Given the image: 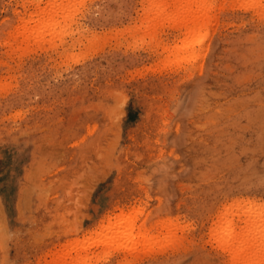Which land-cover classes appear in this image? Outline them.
I'll list each match as a JSON object with an SVG mask.
<instances>
[{
  "label": "rangeland",
  "instance_id": "374dc122",
  "mask_svg": "<svg viewBox=\"0 0 264 264\" xmlns=\"http://www.w3.org/2000/svg\"><path fill=\"white\" fill-rule=\"evenodd\" d=\"M152 1L0 0L4 264H229L227 221L264 256V0H208L195 48Z\"/></svg>",
  "mask_w": 264,
  "mask_h": 264
},
{
  "label": "bare ground",
  "instance_id": "6f19581e",
  "mask_svg": "<svg viewBox=\"0 0 264 264\" xmlns=\"http://www.w3.org/2000/svg\"><path fill=\"white\" fill-rule=\"evenodd\" d=\"M73 1V3L75 2L74 0H72ZM81 1V0H80ZM84 1V0H83ZM90 1V0H89ZM152 1V0H151ZM167 1H170V0H167ZM176 1V3H179V2H177V0H175ZM180 1V0H179ZM216 1V0H215ZM220 1V0H219ZM239 0H237V3H239L238 2ZM242 1V0H241ZM244 1L246 2V0H243L242 2H243V6L245 5L244 4ZM76 2H77V0H76ZM75 2V3H76ZM157 2H159L158 0H157ZM161 2V1H160ZM157 3L158 5L159 4H161V3ZM221 2V1H220ZM231 2H233V1H231ZM248 2H250V4H252V5H254L255 4V8L257 7L256 5H259L260 3H259V0H249ZM247 2V3H248ZM69 3L71 4V2H70V0H69ZM72 3V4H73ZM78 3V5H80L81 3H85V2H81V3H79V2H77ZM151 3H153V1L152 2H149L148 3V6H149V4H151ZM155 3V2H154ZM170 3H171V1H170ZM172 3H173V0H172ZM171 3V4H172ZM214 3V2H213ZM216 3V2H215ZM234 4L236 3V2H233ZM236 3V4H237ZM257 3H259V4H257ZM156 4V5H157ZM163 4V7L165 6V4H166V2H165V0H164V3H162ZM161 4V5H162ZM168 4V3H167ZM240 4H241V2H240ZM249 4V5H250ZM53 5V4H52ZM50 6V8H49V12L51 11L50 9H54L55 7L54 6ZM81 5H83L84 6V4H81ZM80 5V6H81ZM152 5V4H151ZM156 5H154V7H156ZM157 5V7H160V6H158ZM169 5V4H168ZM168 5H167V7H168ZM174 6L173 7H176V8H178L176 5H175V3L173 4ZM211 3H209L208 2V0H181L180 1V5H179V8H178V10L177 11H179V14L177 15L178 17L176 18V19H178V21H179V19L181 20V22L180 23H182L181 24V27L180 28H184V30H185V34L187 35V33H189V34H191L190 32H193V33H195V36H197L196 35V33H199V31H201L202 29H206L207 28V24L209 23V21H210V19H211V21H212V18H210V16H212V15H210V12H211ZM72 6V5H71ZM75 6V5H74ZM148 6H147V8H148ZM170 6V5H169ZM218 6V5H217ZM216 6V7H217ZM154 7H152L153 9H154ZM163 7L160 9V10H162L163 11ZM166 7V6H165ZM166 7V8H167ZM170 7H172V6H170ZM245 7V6H244ZM250 7V6H249ZM249 7H247V8H249ZM74 8V7H73ZM73 8H72V10H73ZM78 7H75L74 8V12H73V14H75V16H76V11H75V9H77ZM166 8H164V12H165V10H166ZM169 8V7H168ZM214 8V7H213ZM219 8H220V4H219ZM246 8V9H247ZM252 8H254V6L252 7ZM47 9V8H46ZM46 9H44V10H46ZM52 9V10H53ZM61 9H62V7L60 8V10H59V8H58V10L57 9H55V11H58V12H60L61 11ZM145 9V8H144ZM151 10V11H154V10ZM245 9V10H246ZM44 10H41V11H44ZM63 11H61L62 12V15H64V13L66 14V12H65V10L64 9H62ZM72 10H70V11H72ZM149 10V9H148ZM168 10V9H167ZM249 10V9H248ZM54 11V10H53ZM151 11H148L149 12V14H150V12ZM155 11H156V14H158V12H157V8L155 9ZM159 11V10H158ZM170 11H172V10H170ZM175 11H176V9H175ZM253 11V10H252ZM49 12H44V14H46L47 15V13H49ZM79 12H81V11H79ZM161 12V11H160ZM55 13V15H56V12H54ZM71 13L72 12H70L69 13V16H71ZM145 13H147L146 11H145ZM154 14H155V12H153ZM166 13V12H165ZM173 13H175V12H173ZM40 14H42L43 15V13L41 12ZM51 12L48 14V17H50L51 15ZM155 14V15H156ZM161 14V13H160ZM167 14V13H166ZM169 14H172L171 12L169 13ZM169 14L167 15V16H165V17H168L169 16ZM175 14H177V13H175ZM217 14H218V12H217ZM50 15V16H49ZM58 15V14H57ZM61 15V16H62ZM68 15V14H67ZM154 15V17H156V20H158V19H160V18H162V16H164L163 14L162 15H159L160 16V18H159V16L157 15V16H155ZM214 15H216V13L214 14ZM39 16H41V15H39ZM60 15H58L57 17H59ZM66 16V15H65ZM153 16V15H152ZM175 16V15H174ZM38 17V16H37ZM41 17H43L44 18V16H41ZM48 17L46 18V19H48ZM52 17V16H51ZM71 17H73V16H71ZM77 17V16H76ZM157 17H158V19H157ZM164 17V19H166ZM170 17V16H169ZM176 17V16H175ZM216 16H214L213 17V20L215 19L216 20V18H218V17H216ZM56 18V17H55ZM74 18V17H73ZM172 18V17H171ZM174 18V17H173ZM173 18H172V20H173ZM33 19V18H32ZM153 19V20H152ZM152 19H151V21L153 22V25L152 26H154V28L156 27L157 28V26L159 25V27H160V25L163 23V25H164V22H162L161 20L162 19H160V21L162 22L161 24H159L160 22H159V20H158V24L156 23V21L154 22V18L152 17ZM30 20H31V18L28 20L29 22H30ZM169 20H171L170 18H169ZM169 20H168V23H169ZM171 20V21H172ZM215 20H214V23H215ZM35 21V20H34ZM45 21V20H44ZM44 21H43V23H44ZM48 21V20H47ZM146 21H147V19H146ZM150 21V22H151ZM170 21V22H171ZM177 21V20H176ZM175 20L174 21H172V23H174V25H175V27H173V28H175V30H174V32L176 31V27L179 25L180 26V23L179 22H176ZM211 21H210V26H211ZM217 21V20H216ZM25 22V21H24ZM29 22H26V24H28ZM49 22V21H48ZM151 22V23H152ZM176 22V23H175ZM39 23H40V21H39ZM41 23H42V21H41ZM41 23H40V25H41ZM146 23H148V22H146ZM154 23H156V25H154ZM165 23H167V21L165 22ZM30 24V23H29ZM44 24H46V26H51L50 24H47V23H44ZM142 24H143V22H142ZM39 25V26H40ZM150 25V24H149ZM163 25H161V27H163ZM22 26H24V28H28V27H26V25L25 24H23ZM44 26V25H43ZM42 26V27H43ZM142 27H146V26H144V25H141ZM147 26H148V24H147ZM166 26V25H165ZM164 26V28H166ZM178 26V27H179ZM30 28H31V25L29 26ZM37 27V26H36ZM151 27V26H150ZM168 27H170V25L168 24ZM172 27H170L171 28V30H172ZM177 27V28H178ZM205 27V28H204ZM212 27H214V26H212ZM38 28V27H37ZM41 28V27H40ZM40 28H39V30H40ZM44 28H45V26H44ZM151 28H153V27H151ZM151 28H150V30H151ZM155 28V29H156ZM149 29V28H148ZM160 29V28H159ZM24 30H26V29H23V31ZM28 30V29H27ZM27 30H26V32H27ZM29 30H31V29H29ZM28 30V33H29V36H31L30 35V32L32 33V30H34V28H32V30L31 31H29ZM45 30V29H44ZM166 30V29H165ZM181 30V29H180ZM35 31H36V35H38V31H37V29H35ZM34 31V32H35ZM46 31V30H45ZM173 31V30H172ZM204 31V30H203ZM25 32V33H26ZM34 32H33V34H34ZM164 32V31H163ZM177 32V31H176ZM179 32V31H178ZM181 32V31H180ZM23 33V32H22ZM144 33L146 34V33H149V30H148V32H145L144 31ZM154 34L153 35H155V36H153V35H151V36H153V37H155L156 38V36H157V34H156V30L153 32ZM181 33H183L184 34V32H181ZM203 33V32H202ZM207 33H209V31L207 30ZM150 34H152L151 32H150ZM161 34V33H160ZM189 34H188V36H189ZM200 34V36L201 35H203V34H201V32L199 33ZM198 34V35H199ZM26 35V34H25ZM192 36L191 37H194V34H191ZM205 35H206V33H205ZM27 36V35H26ZM26 36H24V37H26ZM188 36H185V38L187 37L188 38ZM199 36V37H200ZM28 37V36H27ZM26 37V38H27ZM153 37H152V39H153ZM161 37V36H160ZM174 37V36H173ZM202 37H204V36H202ZM34 38V37H33ZM151 39V38H150ZM151 39V40H152ZM160 39V38H159ZM162 39V38H161ZM165 39H167V38H165ZM184 39V38H183ZM200 39H201V37H200ZM200 39H199V41H200ZM26 40H30V38L28 37ZM32 40V39H31ZM168 40V39H167ZM176 40H178V39H176ZM191 40V41H190ZM154 41V40H153ZM156 41V40H155ZM154 41V42H155ZM158 41V40H157ZM156 41V42H157ZM180 42H182L181 40H179ZM185 41H187V42H191V44L193 45V47H194V45L197 43H199V44H201V42H203L204 40L202 39V41L201 42H198V39L196 38L195 39V37L193 38V39H186ZM185 41H183V44H185L184 42ZM193 41H194V43H193ZM196 41V42H195ZM46 42V41H45ZM163 42V41H162ZM169 42V41H168ZM173 42V41H172ZM186 42V44H188ZM189 42V43H190ZM29 43V42H28ZM151 43V42H150ZM161 44V43H160ZM165 43H163V45H164ZM170 44V43H169ZM182 44V43H181ZM190 44V45H191ZM155 45V44H154ZM157 46H158V44H156ZM155 45V48L157 47ZM178 45V44H177ZM176 45V46H177ZM189 44L188 45H186V48L188 47V46H190ZM191 45V46H192ZM196 46V45H195ZM200 46V45H199ZM163 49L162 50H164V52H166L165 50H166V46L165 47H163V46H161ZM168 47V46H167ZM170 47H172V46H170ZM180 47H184V45H182V46H179L178 45V51L180 52ZM193 47L191 48V49H193ZM175 47H173V49H174ZM182 48H181V50H182ZM189 49H190V47H188ZM187 48V49H188ZM195 48V47H194ZM161 49V48H160ZM169 49V48H168ZM172 49V50H173ZM184 49H185V47H184ZM172 50H170V52H172ZM175 50V49H174ZM186 50V49H185ZM197 50H199V49H197ZM168 51V50H167ZM177 50H175V52H176ZM196 51V50H195ZM195 51H193V52H195ZM181 52H183V50L181 51ZM180 52V53H181ZM186 52V51H185ZM184 52V53H185ZM158 53V52H157ZM163 53V52H162ZM188 53H189V51H188ZM159 54H160V52H159ZM158 54V55H159ZM166 54V53H165ZM170 54V53H169ZM171 54H173V53H171ZM175 54V53H174ZM178 54V53H177ZM157 55V54H156ZM176 55V54H175ZM174 55V56H175ZM179 55V54H178ZM182 55V54H181ZM190 55H191V52H190ZM189 55V56H190ZM192 55H194V54H192ZM173 56V57H174ZM187 56V55H186ZM160 57V56H159ZM158 57V58H159ZM176 57H177V55H176ZM174 58L175 59V61H174V59L172 60V61H174V62H176V59H178V61H179V58L178 57H180V56H178L177 58ZM183 57H185L184 55H183ZM194 57V56H193ZM169 59L168 61L171 63H169V62H167V65H169L170 64V66L172 65V62L170 61L171 59L169 58V57H167L166 56V59ZM181 58V62H183L185 59H183L182 58V56L180 57ZM190 58V57H189ZM188 58V59H189ZM165 59V58H164ZM183 59V60H182ZM187 58H186V61L188 60ZM162 60V59H161ZM160 61V60H159ZM163 61V60H162ZM164 62V61H163ZM179 63V64H182V63ZM165 65H166V60H165ZM184 63H185V61H184ZM187 63V62H186ZM185 63V64H186ZM178 63L176 62V65H177ZM173 65H174V63H173ZM186 68V67H185ZM261 211V210H260ZM119 217V216H118ZM253 217H255V216H253ZM257 217V216H256ZM255 219V218H254ZM253 219V220H254ZM252 220V221H253ZM251 221V220H250ZM249 220H248V222H250ZM251 221V222H252ZM220 222V221H219ZM218 222V223H219ZM246 222H247V220H246ZM250 222V223H251ZM257 222V221H256ZM232 222L231 221H227L226 223H219L218 225H217V227L216 228H214V231H213V233H214V237H215V239L217 240V242H218V244H219V246H221V248H222V250L223 251H225V253L228 255V257H230V262H229V264H264V256L261 254L262 253V247L261 246H263V244H261V246H259V245H257V241L255 240L256 238L254 237L255 235L253 234V233H251L252 231H256V228H258V227H256L255 225H254V222H253V225L256 227H253L252 229H255V230H251L250 229V231L251 232H249V230H248V232H247V234H245V235H243L242 233H239V232H237L234 228H232L231 227V224ZM231 224V225H230ZM248 224V223H247ZM250 225V224H249ZM249 225H247V226H249ZM256 225H258V222H257V224ZM216 226V225H215ZM259 226V225H258ZM249 229V228H248ZM149 230V229H148ZM147 230V231H148ZM233 230H235V231H233ZM149 232V231H148ZM237 232V233H236ZM241 232V231H240ZM244 232H245V230H244ZM254 233H256L257 234V232H254ZM146 234H148L147 232H146ZM142 236H144V234H142ZM146 236V235H145ZM112 238V237H111ZM115 238V237H114ZM154 238V237H153ZM153 238H151V239H153ZM79 239V238H78ZM261 239V238H260ZM264 239V238H263ZM75 240V239H74ZM80 240V239H79ZM78 240V241H79ZM112 241H113V239H112ZM151 241V240H150ZM153 241V240H152ZM151 241V242H152ZM259 241V240H258ZM145 242H147V241H145ZM150 242V243H151ZM71 243V242H70ZM75 243H77V242H74V244ZM82 244V243H81ZM149 244V243H148ZM147 244V245H148ZM71 245V244H70ZM83 245V244H82ZM81 245V246H82ZM74 246V245H73ZM78 246H79V244H78ZM84 247H86V246H84ZM88 247V246H87ZM74 250V249H73ZM76 250V249H75ZM81 250V249H80ZM68 251V250H67ZM83 251H84V249H83ZM82 251V252H83ZM87 253V252H86ZM88 254V253H87ZM80 255H81V253H80ZM79 255V256H80ZM81 258V257H80ZM229 259V258H228ZM74 261V260H73ZM76 264H78V263H76Z\"/></svg>",
  "mask_w": 264,
  "mask_h": 264
},
{
  "label": "clouds",
  "instance_id": "9594fccd",
  "mask_svg": "<svg viewBox=\"0 0 264 264\" xmlns=\"http://www.w3.org/2000/svg\"><path fill=\"white\" fill-rule=\"evenodd\" d=\"M130 99L131 97L125 93H121L119 96L113 98V107L123 113L121 119L126 117L125 110ZM14 238L15 234L11 229H8L7 231H0V257L6 256L8 247ZM0 264H4V260L0 259Z\"/></svg>",
  "mask_w": 264,
  "mask_h": 264
}]
</instances>
